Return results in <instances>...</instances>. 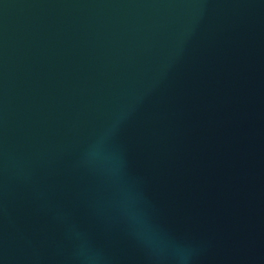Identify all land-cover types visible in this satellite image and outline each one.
<instances>
[{
  "label": "water",
  "instance_id": "95a60500",
  "mask_svg": "<svg viewBox=\"0 0 264 264\" xmlns=\"http://www.w3.org/2000/svg\"><path fill=\"white\" fill-rule=\"evenodd\" d=\"M0 264H264V0H0Z\"/></svg>",
  "mask_w": 264,
  "mask_h": 264
},
{
  "label": "clouds",
  "instance_id": "9594fccd",
  "mask_svg": "<svg viewBox=\"0 0 264 264\" xmlns=\"http://www.w3.org/2000/svg\"><path fill=\"white\" fill-rule=\"evenodd\" d=\"M141 227L143 229V235L147 243L157 248H161V249L164 248L161 242L159 241V238L154 236V234L152 233L150 225H148L147 223H143ZM185 256H186V252L184 253L183 258H185ZM91 257H92V253L88 250H85L83 253V259L87 261L91 259Z\"/></svg>",
  "mask_w": 264,
  "mask_h": 264
}]
</instances>
